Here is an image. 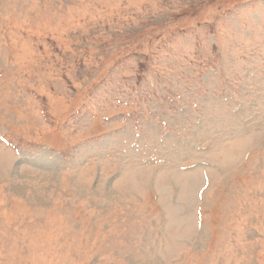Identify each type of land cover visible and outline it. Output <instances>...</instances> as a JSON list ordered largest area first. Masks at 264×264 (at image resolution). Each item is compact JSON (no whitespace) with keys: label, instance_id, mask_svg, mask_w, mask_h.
Here are the masks:
<instances>
[{"label":"rangeland","instance_id":"1","mask_svg":"<svg viewBox=\"0 0 264 264\" xmlns=\"http://www.w3.org/2000/svg\"><path fill=\"white\" fill-rule=\"evenodd\" d=\"M0 264H264V0H0Z\"/></svg>","mask_w":264,"mask_h":264}]
</instances>
